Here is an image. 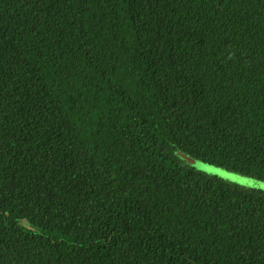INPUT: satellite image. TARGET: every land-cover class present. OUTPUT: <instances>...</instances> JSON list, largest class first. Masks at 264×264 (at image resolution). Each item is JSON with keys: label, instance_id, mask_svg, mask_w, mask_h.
<instances>
[{"label": "trees", "instance_id": "obj_1", "mask_svg": "<svg viewBox=\"0 0 264 264\" xmlns=\"http://www.w3.org/2000/svg\"><path fill=\"white\" fill-rule=\"evenodd\" d=\"M174 149L264 181V0H0V264H264Z\"/></svg>", "mask_w": 264, "mask_h": 264}, {"label": "rangeland", "instance_id": "obj_2", "mask_svg": "<svg viewBox=\"0 0 264 264\" xmlns=\"http://www.w3.org/2000/svg\"><path fill=\"white\" fill-rule=\"evenodd\" d=\"M174 154L179 158L182 164L194 168L195 170H198L202 173H205L210 176H215L217 178L223 179L227 182L233 183L235 185H238L246 189H256L264 192V188L260 187V185H264L263 180L253 178L241 174L239 172L226 169L224 167L203 162L202 160L194 158L179 149H174ZM248 184H251L253 186L252 187L246 186ZM25 225L27 224L25 223ZM28 227L31 229L33 228L31 226Z\"/></svg>", "mask_w": 264, "mask_h": 264}, {"label": "snow or ice", "instance_id": "obj_3", "mask_svg": "<svg viewBox=\"0 0 264 264\" xmlns=\"http://www.w3.org/2000/svg\"><path fill=\"white\" fill-rule=\"evenodd\" d=\"M246 186H248V187H252L253 185L248 184V185H246ZM260 187H261V188H264V185H260Z\"/></svg>", "mask_w": 264, "mask_h": 264}]
</instances>
